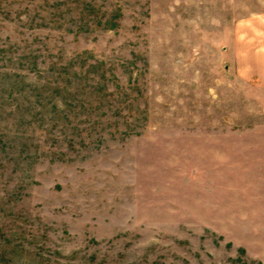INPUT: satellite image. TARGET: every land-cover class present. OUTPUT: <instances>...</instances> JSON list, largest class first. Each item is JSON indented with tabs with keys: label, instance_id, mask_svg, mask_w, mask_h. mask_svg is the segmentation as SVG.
Wrapping results in <instances>:
<instances>
[{
	"label": "rangeland",
	"instance_id": "obj_1",
	"mask_svg": "<svg viewBox=\"0 0 264 264\" xmlns=\"http://www.w3.org/2000/svg\"><path fill=\"white\" fill-rule=\"evenodd\" d=\"M0 264H264V0H0Z\"/></svg>",
	"mask_w": 264,
	"mask_h": 264
},
{
	"label": "trees",
	"instance_id": "obj_2",
	"mask_svg": "<svg viewBox=\"0 0 264 264\" xmlns=\"http://www.w3.org/2000/svg\"><path fill=\"white\" fill-rule=\"evenodd\" d=\"M2 77L0 78V90L2 88H15L17 86H19V84L22 85V87H25V75L24 74H16L15 72H2Z\"/></svg>",
	"mask_w": 264,
	"mask_h": 264
}]
</instances>
